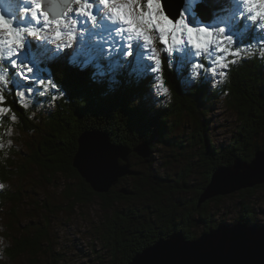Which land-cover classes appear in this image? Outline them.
I'll return each mask as SVG.
<instances>
[{"label":"trees","instance_id":"trees-1","mask_svg":"<svg viewBox=\"0 0 264 264\" xmlns=\"http://www.w3.org/2000/svg\"><path fill=\"white\" fill-rule=\"evenodd\" d=\"M74 41L78 42L76 38L71 41L73 48ZM113 42L114 40H108L110 44ZM235 42L238 46L241 45L240 42ZM36 45L34 43V54L29 57L33 58L34 64H40L44 74L46 64L41 62L42 58L38 55L48 53L47 46L36 49ZM81 55L87 56V53L81 54L78 51L77 58ZM190 56L191 52L185 61ZM201 57L203 56H199L200 59ZM147 58L148 54H145L142 59H137L138 70L147 66L145 61L150 63ZM157 60L160 65L161 59ZM15 61V65H7L11 71V83L8 84L11 91L4 93V105L17 115L20 121L17 127L26 133L35 132L40 141L36 145H27L29 152L22 158L21 154L12 153L7 167L0 166V179L13 182L18 178H25L30 170L27 166L36 165L49 184L54 182L56 176L65 179L67 185L64 196L68 199L84 203L98 199L103 210L112 212L111 217H105V230L101 232L97 229L96 232L104 251L107 252V256H97L98 264H128L137 254L168 237L174 230L181 231L188 240H195L198 238L195 230L199 227H204L205 233L217 228L214 210L226 196L211 199L200 207L198 205L213 173L220 167H231L236 159L251 162L255 152L264 149V62L259 60L244 59L238 64L231 63L228 69L229 82L215 91H209L207 84L178 90L177 73L188 71V67L179 68L173 62L174 67L169 68L167 58H163L159 71L160 80L171 87L173 103L154 112L149 111L143 104L137 106L135 102L131 103L139 94L137 90H126L106 103L97 104V90L90 88L82 75L64 71L59 65H51L56 81L64 83L72 99L68 104L59 102L53 119L49 120L51 123L48 122L44 129L34 120H28L25 110L19 104V89L24 85L29 88L36 84H32L33 80L12 79L15 74L11 67L16 69L20 66V61ZM200 61L208 66L203 58ZM156 75L158 74H151L153 78ZM225 90L229 91V95L221 99ZM224 100L236 111L239 126L228 144L218 146L211 140L207 117L213 105L217 102L224 103ZM5 122L10 123L6 120ZM93 130L107 132L114 144L130 148L140 143H148L151 157L148 162L140 158V165L142 162L147 168L146 171L139 170L130 160L132 170L139 172V176L121 179L108 194L95 193L73 167L79 137L84 132ZM158 146L167 148L169 152L164 167L173 165V162L181 166L175 175H163L161 171L155 170L153 152ZM169 158L173 160L169 161ZM21 159L26 163L22 164ZM196 174L203 180L199 184L195 182ZM129 179L133 182L123 184ZM75 186L78 187L75 189ZM122 190L127 194H123ZM188 191H192L194 195L190 200L182 195L172 198L174 193L188 194ZM259 191L264 192V185L238 192L240 218L237 223L259 225L257 215L261 211L264 214L263 208H258L256 200ZM167 196L171 197L168 199ZM20 197L19 194L9 191L0 196V200L7 205L8 202L16 205L21 201ZM211 205L214 207L211 208ZM45 207L49 208V205L45 204ZM14 208L16 207L12 208V216L17 218ZM156 216L157 221L162 224L158 230L155 228ZM47 223L45 220L34 236L27 233L15 235L12 256L15 258L17 254L27 255L30 257V264H41L38 256L49 242ZM8 226L10 230H14L12 225ZM55 258L54 256L46 264H56Z\"/></svg>","mask_w":264,"mask_h":264},{"label":"clouds","instance_id":"clouds-1","mask_svg":"<svg viewBox=\"0 0 264 264\" xmlns=\"http://www.w3.org/2000/svg\"><path fill=\"white\" fill-rule=\"evenodd\" d=\"M34 2L35 0H13V19L24 23L28 14L35 19V9L30 6V3ZM77 3L79 0H65V16L73 11V6ZM87 7L91 9L92 5ZM8 11L9 6L0 9V105L4 103L5 90L11 83L8 68L4 62L11 60V63L15 65L16 61L11 58L18 53L23 58L34 54L32 41L28 40L29 35L34 39L46 40L56 49H60L58 52L44 53L42 57L41 62L46 64L44 68L46 78L43 76L38 78L36 86L22 89L17 93L19 104L25 110L28 120H34L44 109L54 111L58 102L68 104L72 99L64 83L56 81L51 65H59L64 71L82 75L87 85L97 90V104L106 103L126 90H137L139 94L131 100V103L135 102L137 106L143 104L153 112L166 108L173 103V91L171 87L161 82L159 75L155 78L151 76L152 73L159 72V61L155 62V66L145 61L147 66L143 70H138L136 62L138 58L144 57L145 49L149 44L145 35L150 37V32L158 31L160 38L171 36L176 46L174 49L176 64H183L190 52L187 49H180L179 46L183 43L182 36L186 32L188 34L190 27L187 20L189 18L196 22L197 33L200 35L207 36L210 33L224 36L226 31L229 45L235 41L240 42L242 46L236 49L237 60L245 58L264 62V0H162V2L161 0H95V14H88L90 26L81 25L82 31L78 33L82 45L90 50L91 55H81L79 58L77 53L80 50L63 41L58 43L50 33L37 37L32 35L33 32H37V29L9 27L12 21L8 20L5 24L4 19V14ZM169 16L176 19L175 24L169 23ZM68 20L69 24H65L58 19L60 23L58 26L56 24L54 29L56 34L66 28L67 34L72 35L77 21L71 17H68ZM202 29L206 31L201 33ZM97 37H107V40L120 37L136 43L135 46L129 43L127 47H121L118 51L109 50L106 46L107 41L101 42ZM141 40L145 43H139ZM26 45L27 51H25ZM35 47L40 49L41 45L37 44ZM152 51L155 50L152 49ZM194 54L200 56L201 51L197 49ZM168 55L172 56L173 52L169 51ZM147 59L152 60L153 57L150 55ZM33 66L36 69L41 68L39 63ZM168 67H174L171 59ZM27 70L32 71L31 68ZM215 74L213 70V75ZM218 75V80H203L199 73L178 72L176 87L178 90L191 89L207 84L209 91H215L227 84L230 79L228 72H219ZM25 92L28 93L27 96ZM228 95L229 91L225 90L221 99ZM36 97H50V99L41 100L33 110ZM0 109H3L0 111V116L10 111L3 107ZM9 120L11 123L0 122V166L4 167H7L13 151L19 152L22 147L19 140L21 133L16 129L20 121L14 112ZM36 123L39 121L36 120ZM12 188L13 184L10 180L0 179V196L11 191ZM7 215V204L0 200V264H24V261L30 260V257L17 254L14 258L11 254L15 237L5 222L4 218ZM261 223L264 224V222Z\"/></svg>","mask_w":264,"mask_h":264},{"label":"rangeland","instance_id":"rangeland-1","mask_svg":"<svg viewBox=\"0 0 264 264\" xmlns=\"http://www.w3.org/2000/svg\"><path fill=\"white\" fill-rule=\"evenodd\" d=\"M43 0H35L34 3H30V6L35 9L36 17L32 19L31 15L28 14L26 16V21L24 23H19L16 19H13L12 14V4L13 0H0V9H3L5 6H9V11L4 14L5 21L11 20L12 23L10 25L11 28L17 29L19 27H31L37 29V37L44 35L45 33H50L52 38L57 39V42H65L67 44L72 45L71 41L73 39H77L78 43H81V38L78 33H80L81 25H89V13L95 14V0H79V3L74 4L73 11L68 13L67 16H63L59 20L62 23L69 24L68 17L77 21L75 26V31L72 33V38L69 39V35L67 34V29H62L60 32L59 39L56 36V32L54 29L56 28V20H52L47 12L43 10L42 6ZM36 4H39L40 7L37 8ZM87 5H92V8L89 9ZM45 14L47 15V19H45ZM168 19L171 21L172 24H175L169 17ZM34 20V21H33ZM189 27L197 30L196 25H193L190 22V18L187 20ZM49 27V28H48ZM151 38V43L148 44L147 48L145 49L144 55L148 54V56H152L154 59L148 60L149 64L155 66V62L158 59H161L160 68L163 65L162 59L167 58V62L171 59L174 63H176V54H175V47L171 36H165V39L162 40L159 37L158 31L155 33H149ZM200 35L197 32H194V36ZM202 39H207V50L199 49L201 51V59L203 58L205 62H207L208 66H205L203 62H201L199 56H196L194 53L197 50L195 45L189 41V37L187 32L182 36L183 43L179 46L180 49H187L191 52L192 56H190L188 61H185L183 64H179V68L188 67V72L199 73L200 77L203 80H212V79H219V72H228L229 66L231 63L238 64L240 61H243L245 58H240L237 60L238 53L236 49L238 44L234 42L233 44L229 45L226 39L227 32L225 31L224 36H216L215 34L211 35V37H203L200 35ZM98 40L101 42L107 41V48L109 50L117 48L120 49L121 47H127L129 43L135 46L134 41H127L124 38L116 37L113 43H108L107 37H97ZM234 39V38H233ZM28 40L32 41L33 48L34 43H37L41 46L46 45V51L48 50V54L51 52H58L60 49H56L54 45H50L48 41H41L39 39H34L33 36L29 35ZM139 43L144 44L143 40L139 41ZM76 41L73 42L75 48H77L79 53L84 54L87 53V56L91 55L90 50L84 48L83 45L81 47H77ZM82 44V43H81ZM118 46L115 48V45ZM152 49L155 51L153 52ZM27 45L25 51H27ZM172 51L173 55L169 56L168 52ZM43 52V51H42ZM200 55V56H201ZM40 58L41 54H39ZM38 58V57H37ZM79 58V57H78ZM12 60H19L20 66L16 69L11 67V70L14 71V77L12 79H24V80H33L36 84V80L44 76L41 72V69H36L32 62V57L29 56L27 58L20 57L19 53L17 56L11 58ZM5 66H10L11 60L5 61ZM222 63L227 65L226 67L222 66ZM12 66V65H11ZM31 68L32 71L29 72L27 69ZM159 68V71H160ZM10 73L11 71H9ZM213 70H215V75H213ZM37 72L41 73L38 74ZM160 76V72L157 73ZM18 80V82H19ZM29 85V84H28ZM31 86V85H29ZM33 85L29 88H32ZM17 88V87H15ZM28 89L26 85L19 89ZM11 88L5 90V92ZM18 91V92H19ZM27 96L28 93L25 92ZM19 98V97H18ZM48 97H36L35 103L33 104V110L35 109L36 105L41 100H47ZM50 99V98H49ZM5 103V101H4ZM0 105L5 109H9L6 105ZM59 105V102H58ZM57 109V108H56ZM56 109L48 110L44 109L40 113H38L37 117L34 118L39 121L38 125L41 128H45L47 123L50 119H53V114L55 113ZM10 111L7 114L0 116V122L8 121L11 113ZM207 121L210 125V136L211 140L213 141L214 145H226L231 141V138L237 131L239 126V119L236 111L230 108L227 104V101L224 100V103L217 102L213 105V107L209 111V115L207 117ZM51 123V122H49ZM16 129L21 133V137L19 138L20 142L22 143V147L19 152L13 151V153L21 154V158L24 157L25 153L29 152L26 146L29 144L36 145L37 142L40 141V137L35 132L33 133H26L20 130L17 125ZM49 131V129H47ZM167 148L158 146L156 147L155 152H153V158L155 159V170L161 171L163 175H175L177 171L181 169V166H177L173 162V165L164 167L165 158L168 155ZM137 154H132L130 156V160L132 164L136 165L139 170L146 171L145 165H140V157ZM167 160V158H166ZM169 161H172L173 158H169ZM236 161V160H235ZM234 161V163H235ZM22 164H25L26 161L20 160ZM233 163V165H234ZM232 165V166H233ZM28 176L22 179H17L12 182L13 188L12 192L16 195H20L21 201H18L16 205L13 203H9L7 205V212L8 215L4 218L5 222L8 225H12L14 230H11L13 236H19L20 234H28L33 235L37 232V228L40 227L41 224L45 223L47 220L48 226V240L47 246L43 247L42 252H40L38 259L40 260L41 264H46L47 262L54 259L56 257V264H98L96 259L98 255H106V250L104 251L100 240L99 235L96 233L97 229H100L101 232L105 230V217H111L112 212H106L103 210V206L98 199H94L91 203H84L80 201H76L74 199H68L64 196V190L66 187L65 179L60 176L54 177V182L49 184L47 180L44 178V175L40 172V168L36 165H32L28 167ZM153 168V169H154ZM50 178V177H49ZM48 178V179H49ZM203 180L200 178V175L196 174L195 182L201 183ZM133 180L125 181L123 184H130ZM71 184V182H68ZM78 186H75V189ZM206 189V188H205ZM182 195L185 199L190 200L193 198L192 191H188V194H177L174 193L172 198H178V196ZM171 196H167L166 198H170ZM257 202L258 208H263L264 210V192L259 191L257 192ZM209 201V200H208ZM207 201V202H208ZM238 193L235 195L226 196V199L221 202V204L215 208L214 210V219L217 221V224H226V225H233L237 223V219L240 218V207L238 205ZM206 203V202H205ZM204 203V204H205ZM45 204L49 205V208L45 207ZM13 207L16 210L17 218L13 217ZM214 205H211L213 208ZM261 211L260 215H257L259 218V225L262 226L261 222H264V214ZM263 215V216H262ZM156 219L155 228L157 230L161 228V223L157 221V216L154 217ZM9 227V226H8ZM21 231V232H19ZM179 230H174L176 232ZM172 232V233H173ZM197 237L201 236L205 233L204 227H199L195 230ZM57 254V255H56ZM59 254V256H58ZM23 257H28L24 255ZM72 258V259H71ZM109 258V256H108ZM107 258V259H108ZM24 264H30L29 260H25Z\"/></svg>","mask_w":264,"mask_h":264},{"label":"water","instance_id":"water-1","mask_svg":"<svg viewBox=\"0 0 264 264\" xmlns=\"http://www.w3.org/2000/svg\"><path fill=\"white\" fill-rule=\"evenodd\" d=\"M64 4L65 0L42 2L43 10L52 20L63 18ZM169 18L176 23V19ZM190 22L196 25L191 18ZM78 146L73 167L97 194H108L121 179L140 175L132 170L133 153L147 162L151 157L148 143L130 148L114 144L107 132L96 130L81 134ZM261 185H264V149L257 150L251 162L236 159L233 166L218 168L198 205ZM121 192L127 194L125 190ZM148 248L128 264H264V225L220 224L195 240H188L181 231H176Z\"/></svg>","mask_w":264,"mask_h":264},{"label":"snow or ice","instance_id":"snow-or-ice-1","mask_svg":"<svg viewBox=\"0 0 264 264\" xmlns=\"http://www.w3.org/2000/svg\"><path fill=\"white\" fill-rule=\"evenodd\" d=\"M36 7L39 8L40 5L37 4ZM45 19H47V15H46V14H45ZM55 23H56L57 26H58L59 23H60V21L57 20V21H55ZM169 23H171V21H170ZM5 24H7V21H5ZM9 27H10V26H9ZM205 31H206V30H204V29L200 30L201 33H202V32H205ZM194 32H197V30H194V29H192V28H189V29H188L189 41H190L191 43H193L197 49H203V50L206 51V50H207L208 40H207V39H202L200 35H196V36H194ZM32 35H37V33H36V32H33ZM56 35H57V38L59 39V37H60V33H59V31L57 32ZM202 36H203V35H202ZM203 37H205V38H207V37H211V34L209 33L207 36H203ZM71 38H72V36H71V34H70V35H69V39H71ZM145 39H146L149 43H151V38H150L149 36L145 35ZM161 39L164 40V39H165V36H161ZM222 66H223V67H226L227 65H225V64L222 63ZM2 110H3V109H0V111H2Z\"/></svg>","mask_w":264,"mask_h":264},{"label":"bare ground","instance_id":"bare-ground-1","mask_svg":"<svg viewBox=\"0 0 264 264\" xmlns=\"http://www.w3.org/2000/svg\"><path fill=\"white\" fill-rule=\"evenodd\" d=\"M34 21V20H33ZM49 28V27H48ZM72 259V258H71Z\"/></svg>","mask_w":264,"mask_h":264}]
</instances>
